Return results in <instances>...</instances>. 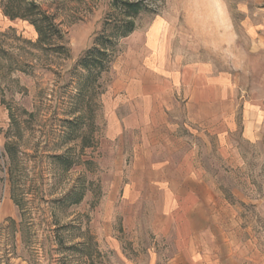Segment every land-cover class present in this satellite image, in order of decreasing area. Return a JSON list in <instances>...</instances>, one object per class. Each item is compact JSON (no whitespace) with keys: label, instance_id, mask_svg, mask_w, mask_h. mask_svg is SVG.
<instances>
[{"label":"rangeland","instance_id":"374dc122","mask_svg":"<svg viewBox=\"0 0 264 264\" xmlns=\"http://www.w3.org/2000/svg\"><path fill=\"white\" fill-rule=\"evenodd\" d=\"M28 1L62 39L0 0V264H264V0Z\"/></svg>","mask_w":264,"mask_h":264},{"label":"trees","instance_id":"16d2710c","mask_svg":"<svg viewBox=\"0 0 264 264\" xmlns=\"http://www.w3.org/2000/svg\"><path fill=\"white\" fill-rule=\"evenodd\" d=\"M117 7L124 13L127 18H131L140 13L144 6L140 1H119ZM4 14L9 18H21L27 20L36 30L38 38L37 41L40 44H51L52 40H61L62 34L60 29L53 22L51 15L43 11L34 1L26 0H7L3 6ZM124 25H118L115 28V36L123 37L133 30L132 21H125ZM101 34L98 38H102ZM114 37V36H112ZM111 36L106 37V42H110ZM102 46H104L102 44ZM60 50H64L62 47H52ZM56 50V49H55ZM106 49L102 47V50H96V47H92L86 51V53L79 58L78 64L83 68H104L103 62L106 60ZM229 193H226V195Z\"/></svg>","mask_w":264,"mask_h":264},{"label":"crops","instance_id":"0c3cea01","mask_svg":"<svg viewBox=\"0 0 264 264\" xmlns=\"http://www.w3.org/2000/svg\"><path fill=\"white\" fill-rule=\"evenodd\" d=\"M244 136L248 140H255L257 138L256 132L252 129V127H244Z\"/></svg>","mask_w":264,"mask_h":264}]
</instances>
